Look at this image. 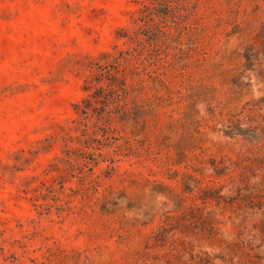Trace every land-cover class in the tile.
I'll return each instance as SVG.
<instances>
[{
    "label": "rangeland",
    "instance_id": "374dc122",
    "mask_svg": "<svg viewBox=\"0 0 264 264\" xmlns=\"http://www.w3.org/2000/svg\"><path fill=\"white\" fill-rule=\"evenodd\" d=\"M0 264H264V0H0Z\"/></svg>",
    "mask_w": 264,
    "mask_h": 264
}]
</instances>
